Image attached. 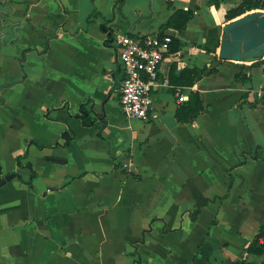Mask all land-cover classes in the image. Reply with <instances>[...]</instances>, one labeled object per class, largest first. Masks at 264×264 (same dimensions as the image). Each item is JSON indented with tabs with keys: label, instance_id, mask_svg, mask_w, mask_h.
<instances>
[{
	"label": "crops",
	"instance_id": "1",
	"mask_svg": "<svg viewBox=\"0 0 264 264\" xmlns=\"http://www.w3.org/2000/svg\"><path fill=\"white\" fill-rule=\"evenodd\" d=\"M239 1L0 0V264H264L245 250L264 226V62L218 56ZM177 9L187 26L161 29ZM161 32L183 45L158 117H126L115 39ZM190 91L205 110L178 122Z\"/></svg>",
	"mask_w": 264,
	"mask_h": 264
},
{
	"label": "built area",
	"instance_id": "2",
	"mask_svg": "<svg viewBox=\"0 0 264 264\" xmlns=\"http://www.w3.org/2000/svg\"><path fill=\"white\" fill-rule=\"evenodd\" d=\"M171 39L169 34L117 35L115 43L123 72L119 103L126 117L143 122L157 119L153 91L160 86H167V81L160 79L159 72L163 57L169 51ZM258 94L261 95V91ZM178 98L181 99V95Z\"/></svg>",
	"mask_w": 264,
	"mask_h": 264
},
{
	"label": "trees",
	"instance_id": "3",
	"mask_svg": "<svg viewBox=\"0 0 264 264\" xmlns=\"http://www.w3.org/2000/svg\"><path fill=\"white\" fill-rule=\"evenodd\" d=\"M253 9H263L264 10V0H241L236 5L228 8L225 12L226 20L233 19L237 16L244 14L247 11ZM193 17V10L192 9H177L175 10L165 21V23L161 26V29L171 28L177 31L183 30L189 20ZM165 33L161 32L159 35H163ZM171 43L169 46V51H176L180 48L183 43L177 39L175 36L171 35ZM218 46V42L216 37H208L204 44V49L206 52H213ZM264 62V59L260 61H256L251 63L252 66H259ZM204 73L203 69H189L185 68L181 71L182 77H188L185 83L191 86L195 80L199 79L202 74ZM264 73V67H263ZM237 79L241 78L239 73L235 76ZM205 110V106L200 98V94L198 91H190L188 98L186 100H182L179 106L175 110V118L178 122H191L196 116ZM82 123L89 124L90 119L88 117L87 111L84 107H81L80 114H78ZM68 139V136H67ZM18 165H21L18 157ZM26 166L31 169V174L28 179L24 180L20 175L18 178L20 181L25 183L27 186H31L32 178L34 177L35 172L32 170V165L30 162L26 163ZM245 250L248 253L254 254H261L264 252V226H261L257 233L255 234L254 238L248 243L245 247ZM246 264V262H243ZM248 264V263H247Z\"/></svg>",
	"mask_w": 264,
	"mask_h": 264
},
{
	"label": "water",
	"instance_id": "4",
	"mask_svg": "<svg viewBox=\"0 0 264 264\" xmlns=\"http://www.w3.org/2000/svg\"><path fill=\"white\" fill-rule=\"evenodd\" d=\"M218 56L220 59L253 63L264 57V11L247 12L222 26ZM14 173L0 178V185Z\"/></svg>",
	"mask_w": 264,
	"mask_h": 264
}]
</instances>
